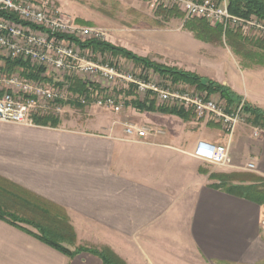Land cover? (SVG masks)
Returning <instances> with one entry per match:
<instances>
[{"label": "crops", "instance_id": "obj_1", "mask_svg": "<svg viewBox=\"0 0 264 264\" xmlns=\"http://www.w3.org/2000/svg\"><path fill=\"white\" fill-rule=\"evenodd\" d=\"M185 34L177 69L264 111V41L242 32L221 43ZM132 101L107 122L62 115L54 127L0 121V211L20 215L34 199L48 203L75 233V245L63 246L108 248L126 264H264V206L228 192V181L220 185L192 157L199 141L227 143L219 124L183 111L187 118L138 111ZM249 119L236 127L216 174L264 179V129L254 136ZM126 125L151 131L130 138ZM249 163L253 171H245ZM18 225L0 218V264H101L88 252L67 256Z\"/></svg>", "mask_w": 264, "mask_h": 264}, {"label": "built area", "instance_id": "obj_2", "mask_svg": "<svg viewBox=\"0 0 264 264\" xmlns=\"http://www.w3.org/2000/svg\"><path fill=\"white\" fill-rule=\"evenodd\" d=\"M151 7H177L186 19H203L212 27H220L223 35L228 32L253 34L264 41V19L256 16L242 17L231 14L227 0H146ZM14 15L18 22L1 15ZM25 23V24H24ZM81 42L104 41L100 30L74 24L52 5L37 0H0V121L13 124H33L34 116H57L62 104L75 102L85 105V95L73 94L69 89L72 73L78 72L81 83L90 86L83 74L101 73L108 80L116 77L113 64L99 63L102 55L89 49H80L68 39ZM96 59V60H95ZM20 60L33 70H42L38 79L23 76L22 69L13 72L4 70L6 61ZM51 78L53 83L47 80ZM122 78V77H121ZM131 85L139 101L153 99L158 105L187 112L196 121H213L220 125L227 138L225 145L197 142L192 157L202 163L222 167L228 162L229 146L236 127L246 119L244 101L228 107L219 96H207L188 85L174 86L151 70L140 69L137 77L131 74L124 78ZM49 82V83H47ZM92 85V84H91ZM93 86V85H92ZM93 91H91L92 94ZM92 96V95H91ZM70 101V102H69ZM109 106L119 113L125 107L122 99H96L95 104ZM150 129L126 125L127 137L144 138ZM259 136L260 129H253ZM252 163L246 170L253 171ZM264 225V222H262Z\"/></svg>", "mask_w": 264, "mask_h": 264}, {"label": "rangeland", "instance_id": "obj_3", "mask_svg": "<svg viewBox=\"0 0 264 264\" xmlns=\"http://www.w3.org/2000/svg\"><path fill=\"white\" fill-rule=\"evenodd\" d=\"M37 1L52 5L74 24L99 29L105 42L122 47L140 57H146L163 65L176 68L182 67V62H178L183 58L180 48L185 47L183 45L187 44H185L184 37H186L185 33L188 32L183 28V24L190 19H186L184 13L177 7H151L146 0ZM163 9H173L175 11L167 12ZM223 36H227V34L223 35L222 33L220 40H213L211 42L221 43L225 40ZM252 36H254L253 38L257 37L253 34ZM253 60H257V58ZM99 63L113 64L116 77L112 80H108L101 75V73L83 74V79L88 82H93L91 84L95 87L94 92L91 94L90 102L79 108L72 106V103L69 101L70 103L67 102L62 104V110L56 117L51 114L46 116L59 119L62 115L73 120L81 118L84 121L93 120L94 122H107L110 118L113 119L117 114H121L125 110V107L121 112L115 113L109 106H105L103 103L101 106H97L95 104L96 99L99 97H101V99L112 98L116 101L122 99L125 103L129 100L139 99L131 85L123 79V77L125 78L128 74L137 77L141 69L139 66L124 58H111L108 56H104V58L100 57ZM81 77L82 76L78 72H75L72 73L70 80H80ZM47 80L53 83L49 75ZM68 84L70 87L72 86V83ZM243 123L248 124L246 120ZM210 131L212 132L211 128ZM213 131H218V129H214ZM248 131L250 135L252 132L251 128H249ZM223 169L225 168L209 164L202 168L205 173L212 174L221 173ZM244 169L246 171V168ZM239 178L247 180L239 185H247L250 184L252 180H255L256 176L247 174L244 177L230 176L225 180L228 181L230 184L229 186H231V180Z\"/></svg>", "mask_w": 264, "mask_h": 264}, {"label": "trees", "instance_id": "obj_4", "mask_svg": "<svg viewBox=\"0 0 264 264\" xmlns=\"http://www.w3.org/2000/svg\"><path fill=\"white\" fill-rule=\"evenodd\" d=\"M227 7L231 14L249 17L251 15L256 16L258 19H264V1L262 0H227ZM167 12H174L173 9H163ZM2 16L9 18L15 22H18L17 18L9 13L2 12ZM25 24V23H24ZM183 28L192 33V35L199 40L205 42H211L213 40H220L222 31L220 27H212L203 19H190L184 22ZM229 33V32H228ZM227 34V33H226ZM60 39H68L74 42L80 49H89L95 54L102 56H108L111 58H124L131 61L133 64L139 66L143 70H151L154 73L160 75L163 79L171 82L172 85H188L195 88L199 92L205 93L207 96L217 94L224 100L228 107H234L238 105L242 100L241 98L232 94L227 88L219 85L211 80L204 79L198 75L183 70H179L175 67H170L157 62H154L146 57H140L131 51H128L122 47L114 46L105 41L87 40L79 41L72 37L58 35ZM264 43V42H263ZM264 48V46H263ZM22 69V75L27 78L38 79L42 70H33L27 63L20 60L6 61L4 63V70L6 72H13L15 69ZM72 86L70 91L73 94L85 95L88 103L91 98V91L95 90L91 84L88 86L86 83H81L79 80L71 82ZM76 107H83L75 102H71ZM132 106L138 111H150L166 114L178 115L182 118H187L188 115L184 114L180 110H170L165 107H156L154 101H132ZM126 105V104H125ZM244 112L249 114L250 123L255 127L264 129V111L253 108L244 102ZM33 124L43 126H57L59 120L49 116H34L32 119ZM246 176V175H244ZM210 178L220 180V185L226 182L230 176L224 174H211ZM219 185V186H220ZM231 194L241 197L245 200L251 201L259 206L264 205V179L256 177L250 184L247 185H231L226 189ZM21 212V211H20ZM23 214L3 213L0 211V218L7 220L9 223L16 225L24 224L32 228L35 232H31L27 229H23L26 233L32 237L40 240L41 242L53 247L59 252L67 256H75L81 252H88L97 256L101 260V264H126L122 259L116 256L108 248L100 250L85 247H75L73 251H70L64 244L68 246L75 245L76 237L75 233L69 224L66 215L60 211V209L34 199V203L28 206L27 209L22 211ZM33 217V218H31ZM36 218V219H35ZM41 218V219H40Z\"/></svg>", "mask_w": 264, "mask_h": 264}]
</instances>
